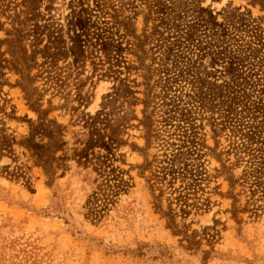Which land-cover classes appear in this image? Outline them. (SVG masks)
I'll list each match as a JSON object with an SVG mask.
<instances>
[{
	"label": "rangeland",
	"instance_id": "374dc122",
	"mask_svg": "<svg viewBox=\"0 0 264 264\" xmlns=\"http://www.w3.org/2000/svg\"><path fill=\"white\" fill-rule=\"evenodd\" d=\"M261 186L259 4L0 0V264H264Z\"/></svg>",
	"mask_w": 264,
	"mask_h": 264
},
{
	"label": "trees",
	"instance_id": "16d2710c",
	"mask_svg": "<svg viewBox=\"0 0 264 264\" xmlns=\"http://www.w3.org/2000/svg\"><path fill=\"white\" fill-rule=\"evenodd\" d=\"M253 2H255L256 4H259L262 9H264V2L262 0H252ZM26 61L23 60V68L21 69L20 73L23 76V79L25 81V83L27 84L26 86L23 87L24 92L30 97V90H28V87L31 85V78H30V72H31V68H29L28 63H25ZM148 102H145V110H144V120L142 121L143 125L145 126V129L147 130V133L150 134V129H151V120L150 117L147 115V110L149 108L148 106ZM41 115V119H47L46 118V113L45 112H39ZM48 130H46L45 134H43L44 137L48 138V145L46 146V148L44 146H40L37 148L36 150V154L39 157L40 160V165L43 168V170L45 171L44 173L48 176L51 177L53 174V167H54V156L56 154L57 151H59L60 145H61V141H60V135L61 134V126L59 124H57L55 121H48V123L46 124ZM147 134V135H148ZM150 138L148 135L147 138V143L149 144ZM219 159V158H218ZM220 161V160H219ZM147 163V162H146ZM224 168L226 169V167L224 166ZM262 173H259V175H261ZM231 183V187H233L234 182L233 179L231 178L230 180ZM151 189V194L155 200V209L161 213L163 215V217H165L168 221L169 224L171 226H173L174 228H176V224H175V218L174 216H172L169 213H166L163 211V209H161V200L159 196L155 195V190L153 189V187H150ZM260 189V188H259ZM261 189L262 186H261ZM260 192H262V198L264 197V189L261 190Z\"/></svg>",
	"mask_w": 264,
	"mask_h": 264
}]
</instances>
